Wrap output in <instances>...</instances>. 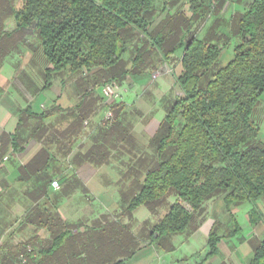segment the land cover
I'll return each instance as SVG.
<instances>
[{
    "label": "trees",
    "instance_id": "obj_1",
    "mask_svg": "<svg viewBox=\"0 0 264 264\" xmlns=\"http://www.w3.org/2000/svg\"><path fill=\"white\" fill-rule=\"evenodd\" d=\"M19 1L16 26L37 33L48 62L43 89L62 71L99 74L106 81L123 80L129 73L140 76L156 49L162 50L163 60L174 50L158 26L154 34L149 32L157 0ZM188 5L194 16L202 1L190 0ZM182 17L177 23H188ZM234 20L231 31L238 42L232 59L221 68L215 65L225 44L219 47L207 39L190 37L185 45H178L180 72L174 79L180 94L159 125L155 160L127 207L129 212L142 207L151 210L175 198L168 213L154 225L153 240L183 234L190 228L193 213L220 195L226 209L264 199V143L259 141L260 129L254 119L264 93V0H253ZM137 35L147 40L125 68L128 42ZM115 118L113 126L102 127L112 130ZM113 226L95 229L86 239L87 232L70 234L52 225L46 231L48 239L37 240V248L28 244L8 247L0 264H22L20 256L23 264H125L124 247L110 238ZM216 243L210 231L207 255L215 253ZM249 264H264V240L254 248Z\"/></svg>",
    "mask_w": 264,
    "mask_h": 264
},
{
    "label": "rangeland",
    "instance_id": "obj_2",
    "mask_svg": "<svg viewBox=\"0 0 264 264\" xmlns=\"http://www.w3.org/2000/svg\"><path fill=\"white\" fill-rule=\"evenodd\" d=\"M167 1L157 0L155 2L154 8L158 9L159 12H155L149 32L154 34L158 26L157 31L162 33V36L169 43L173 44L174 50L168 56L169 58L163 60L165 56H163L162 50L156 49L149 60L150 62L144 66L145 74L138 76L129 73L123 80L120 78L110 80L108 78L109 81L105 79L104 81L99 74H97L98 76L94 74L88 76L84 73L70 75L62 71L53 76L52 80L60 81L59 87H63V93L66 92L69 97L67 100L70 110L79 104V94L82 97L87 92L89 97L94 98L101 107H99L98 113L104 108L105 114L110 111L112 117H116L115 127L110 131L102 127V124L106 123L105 117L102 118L103 112L100 115L101 118H98V121L102 120V124L99 125L100 122H94L95 125L92 124L88 128V131L96 130L95 137L88 142L85 148L81 149L79 146V122L70 129L61 124L52 126L50 130H47L48 140L44 145L49 156V162L47 161L49 168L36 170L31 168L33 171L29 168L26 172V175L31 178L34 177V180L38 181L42 178V182L49 185L43 189L31 190L27 189L28 185L26 184V186L21 185L18 189L10 190L11 200H7V204H3V207L10 209L12 214L16 216L19 221L17 227L20 226L27 230L34 229L33 234L34 232L40 234L47 231L53 225L60 226L69 231L70 234L81 233L83 235V233H89L85 237L87 239L89 236H93L95 229H106L104 225H108L107 229H109L110 225H114L110 228L114 232L110 238H114L113 240H117V245L120 244L124 247V253L121 256L123 259H128L124 260L125 264H148L149 259L153 258L147 259L146 256L154 249L156 252L155 261L160 259L174 264H249L253 257V240L261 231L259 228L264 229V199L256 202H244L226 209L222 195H220L206 201L199 212L193 213L194 217L190 228L183 234L172 236L170 240L168 236L157 240L150 239L149 242H152L150 249H148L149 247L146 249L144 240L138 237H136L137 239L132 238L128 243V236L140 231V227L142 229L148 227L151 231L152 227L168 213L170 205L175 201L172 196L165 203L151 210L142 207L133 212L127 211L130 201L139 192L147 167L153 163L156 157L154 139L160 134L159 125L157 122L150 124V120L162 122V118L171 107L174 98L180 94V90L176 84L174 85L173 79L175 74L180 72L181 48L178 46L179 43L182 42L185 45L190 37L198 39L206 37L209 43L213 45L222 47L225 44L222 55L215 65V69H218L232 59L233 46L238 42V38L232 35L231 28H224L226 23L215 28L211 26V29L208 27L201 28L203 24L207 23L201 24L202 19L199 20L200 22L177 23V19L183 13L181 8L175 7L174 0H170L164 10L160 11ZM183 1L188 2V0ZM19 5V0H0V100L2 101L1 97L4 96L16 99L15 97L21 94L19 87L21 80L23 81L22 84L25 85L28 81L31 86H29V94L33 93L34 95L31 106L35 110L40 103L46 104L47 101L45 97H48L49 91L46 90L47 88H43L48 62L43 55L37 33L32 28H17L14 16ZM204 15L210 17L211 14L207 12ZM186 17L188 16L186 15ZM224 38L227 39L224 40ZM146 40L143 35H137L134 39L129 40L126 54L127 63L126 60L122 63L125 68L129 66L128 62L134 56L135 50L143 45ZM53 81H51V85L54 84ZM106 85L117 87V98L107 100L100 96L102 88ZM75 88L77 94L74 93ZM42 89L45 90L43 93L41 92ZM72 110L75 113V109ZM56 113L58 114V111H54V115ZM90 115L92 112L88 111L82 118ZM19 117L22 119L19 123L20 130H22L26 115L19 113ZM254 119L260 129L259 141L264 143V93L258 102ZM178 127L179 121L176 122V128ZM66 128L69 130L66 131ZM144 128L147 129L146 132ZM42 129L44 130V127ZM36 132L37 134L40 133ZM13 142L17 144L18 139L10 137L9 143L12 144ZM24 146L26 147L25 144ZM4 153L5 151L0 152L2 156L0 157V171L14 163L10 151L9 153L6 152L10 162H3V155H6ZM79 163L86 164L95 170L91 176L99 183L101 191L104 192H99L98 189L94 190V186L89 184L90 192L88 193L80 185L79 168H76ZM53 181L59 183V191L52 190V187L49 188ZM74 181H79V183L77 185L71 183ZM77 192L83 195L78 196ZM77 197H79V202L84 201L86 210L98 212L101 208L107 213L105 219L96 223L102 226L97 227L95 224L91 226L92 223L88 221L72 225L61 221L63 213L66 211L62 207V203L65 201H68L69 204L73 203ZM103 202L106 204L102 205ZM93 208L95 210H92ZM209 218H212L216 223L209 228L212 229L213 227V229L207 231L203 228L198 229L201 224L207 223L206 220ZM208 231H212L217 239L215 253L210 256L207 255L209 252ZM155 236L154 234L153 237L156 238ZM30 238L33 237L19 233L18 236H13L12 241L15 242V245L28 244L27 246L37 248L38 243L33 244L30 242ZM42 239L35 237V240L41 241ZM162 239L167 240V243ZM76 242L79 240L76 239ZM169 246L173 249L166 253L165 250ZM20 258L21 256L19 260Z\"/></svg>",
    "mask_w": 264,
    "mask_h": 264
},
{
    "label": "crops",
    "instance_id": "obj_3",
    "mask_svg": "<svg viewBox=\"0 0 264 264\" xmlns=\"http://www.w3.org/2000/svg\"><path fill=\"white\" fill-rule=\"evenodd\" d=\"M190 0H188L189 2ZM202 6L197 9L196 14L194 16L191 15V11L189 9L188 2L183 0H176L174 2L175 7L181 8V12L183 13L182 19L187 22L191 21H198L202 19L203 24L201 28H207L211 29V26L214 28L219 27L222 24L225 27L224 28H235L234 27V18L238 15H241L244 13L248 7V5L253 0H201ZM183 3V4H182ZM173 5V6H174ZM158 9L154 8L155 12ZM163 11V8L162 10ZM210 13V17H206L204 13ZM179 13V12H178ZM186 15L188 17H186ZM210 23V24H209ZM229 26H228V25ZM221 28V27H220ZM219 29V28H218ZM221 37H224L223 35H220ZM202 39H206V37H202ZM220 39V38H218ZM182 54V52L180 53ZM178 74V73H177ZM175 74V75H177ZM175 77H173L174 79ZM53 81V80H52ZM141 81V80H140ZM175 81V79H174ZM22 80L20 82V96L17 95L14 99L13 98H7V97H1L2 101L0 100V152L4 154L9 153V151L12 153V156L14 158V163L10 164L7 167H4L0 171V261L1 257L3 255L2 252L6 253V249L8 247L15 246V242L12 241L13 236H18V234H24L27 237H33L30 238L34 240L35 237L37 238H43L48 239V234L46 231L41 232L40 234H36L33 230L34 229H22L20 226L17 227L18 220L14 214L10 211V209H4L3 204H7V200H11V191L18 189L21 185H28L27 189H43L48 183L42 182V178L38 181L34 180V177L31 178L30 176L26 175L27 169L34 168V170L38 168H49L47 161L49 162V156L47 155V151L44 148V145L46 141L48 140V129L50 130L52 126L62 125L67 128H71L73 125H76L77 122H79V146L81 149L85 148V146L88 145V142L91 141L92 138L95 137V131L96 130H89L88 128L93 124L94 122H100L99 125H101V121H98V118H101L100 115L103 114L102 118L105 117V109L98 113L99 104L95 101L94 98L89 97V94L86 92L84 95L79 94V104H77L74 108L75 113L72 112L73 110H70V106H68V100L69 97L66 92L63 93L62 88L59 87L60 81L56 80L53 81L54 84L51 85L46 90L49 91L48 97H45L46 104L40 103L37 109H33L31 104H33V93L29 94V83L22 84ZM175 85V82H174ZM27 86V87H26ZM31 87V86H30ZM72 87V86H70ZM66 90L70 91L66 88ZM45 90H41L43 93ZM76 88L74 93H76ZM40 92V93H41ZM91 93V91H88ZM18 93V92H17ZM16 93V94H17ZM71 93V92H70ZM80 93V90H79ZM73 94V93H72ZM70 96V95H69ZM88 96V97H87ZM101 96V95H100ZM123 106V105H122ZM26 108H29V111L25 114V120L24 124L22 125L23 128L20 130V124H19V113H21ZM54 108V109H53ZM101 108V107H100ZM54 111H58V114L56 113L54 115ZM65 111V112H64ZM88 111L92 112V115L86 118L79 119L80 117H83L85 113ZM163 119V118H162ZM82 123H80L81 121ZM125 120V119H124ZM157 122L158 125H160L161 121H153L150 120V124ZM44 127V130L42 129ZM47 128V129H46ZM66 128V131L69 130ZM40 132L37 134V132ZM85 131H87L85 133ZM144 131L146 132L147 129L144 128ZM10 137H16L18 139V143L15 144L13 142L12 144L9 143ZM87 137V138H85ZM36 138V139H35ZM26 145V147L24 146ZM24 146V147H23ZM30 146V147H29ZM29 147L28 150L26 148ZM79 156V155H78ZM0 157H2L0 155ZM3 162H10V158L8 154L3 155ZM80 162V161H79ZM79 168L78 176H80L79 181H81V184L83 188H85L88 193L90 192L89 184H92L94 187V190L98 189L99 192L101 191L99 183L96 182L91 176L92 173L95 172L94 169L90 168L86 164L79 163V165L76 167ZM33 171V170H32ZM79 181L71 182L75 185L79 183ZM93 182V183H92ZM68 183V184H71ZM68 184H66L68 186ZM141 185V184H140ZM51 188V186L49 187ZM78 188V186H77ZM53 190V188H52ZM60 190V189H59ZM58 190V191H59ZM104 190V189H103ZM55 191V190H54ZM95 191V192H97ZM94 192V191H93ZM98 192V193H99ZM77 195H83L79 194L77 192ZM14 196L12 197V199ZM84 198V197H83ZM14 203V201H13ZM106 202H103L102 205H105ZM101 205V203H100ZM62 207L65 208V212L63 213L62 220L64 223H68L70 225L72 224H81L82 221H88L91 222V226L93 224L97 225L96 223L101 220L105 219L107 216V213L103 211V209H99L100 211L94 212L86 210V205H84V201L81 200L79 202V197L75 198V202L70 203L67 201L62 203ZM107 207V206H106ZM97 208V207H96ZM8 210V211H7ZM92 210H95L93 208ZM21 212H23L21 210ZM104 212V213H100ZM207 223L201 224L198 229L203 228L205 231H207L211 226H214L216 223H214V220L212 218H209L206 220ZM154 227V226H153ZM152 227V230H153ZM213 229V227H212ZM209 229V230H212ZM21 230V231H20ZM152 230L150 231L147 227L143 228L140 227V231H136L134 233L130 234V239L132 238H140L143 239L145 242L144 247H149L150 249L152 242H149L151 237ZM258 236H256L253 240V251L254 248L262 242L264 239V229L259 228ZM209 232V231H208ZM209 234V233H208ZM175 236V235H173ZM172 236H168V239L170 240ZM5 240L3 241V239ZM137 239V238H136ZM165 239V238H164ZM163 240V239H162ZM3 241V242H2ZM165 243H167V240H163ZM38 242L35 240L34 244ZM14 243V244H13ZM18 243V242H17ZM220 244V243H219ZM154 249V248H153ZM173 248L169 246L167 250H165L166 253L171 252ZM146 251V250H145ZM152 251V250H151ZM148 253L146 256L147 259L152 257L153 259H149L148 264H174L173 262H164L160 259L158 261H155V249L153 252ZM229 254V253H228ZM167 256V255H166ZM177 263V262H176ZM225 264V263H222Z\"/></svg>",
    "mask_w": 264,
    "mask_h": 264
},
{
    "label": "built area",
    "instance_id": "obj_4",
    "mask_svg": "<svg viewBox=\"0 0 264 264\" xmlns=\"http://www.w3.org/2000/svg\"><path fill=\"white\" fill-rule=\"evenodd\" d=\"M117 87L115 86H112V85H106L102 88L101 90V96L107 100H112V99H115L117 98ZM113 115L111 114L110 111L107 112V114L105 115V121L106 123L104 122V125L107 124V126H110L113 122ZM103 125V124H102ZM51 187L54 189V190H59L60 189V186H59V183L57 181H53L51 183ZM22 264L25 262L23 257L21 256L20 258Z\"/></svg>",
    "mask_w": 264,
    "mask_h": 264
}]
</instances>
